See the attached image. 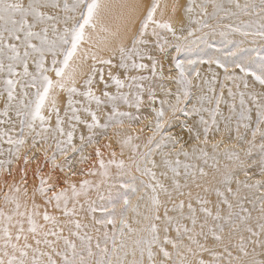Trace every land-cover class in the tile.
<instances>
[{
  "label": "snow or ice",
  "instance_id": "6c2138e0",
  "mask_svg": "<svg viewBox=\"0 0 264 264\" xmlns=\"http://www.w3.org/2000/svg\"><path fill=\"white\" fill-rule=\"evenodd\" d=\"M5 175L0 264H264V0H0Z\"/></svg>",
  "mask_w": 264,
  "mask_h": 264
},
{
  "label": "bare ground",
  "instance_id": "6f19581e",
  "mask_svg": "<svg viewBox=\"0 0 264 264\" xmlns=\"http://www.w3.org/2000/svg\"><path fill=\"white\" fill-rule=\"evenodd\" d=\"M164 1H166V0H164ZM106 2L111 3L113 5H120V4H123V3H131L132 0H106ZM166 4H170V3L167 2ZM161 5H163V4H161ZM116 11H119V9H116Z\"/></svg>",
  "mask_w": 264,
  "mask_h": 264
},
{
  "label": "rangeland",
  "instance_id": "374dc122",
  "mask_svg": "<svg viewBox=\"0 0 264 264\" xmlns=\"http://www.w3.org/2000/svg\"><path fill=\"white\" fill-rule=\"evenodd\" d=\"M164 0H160V2H161V4H163L164 5V3L166 4L167 2H169L170 4H171V2H172V0H166V1H164ZM162 5V6H163ZM214 39H216L217 41H219V37L217 36V37H215ZM173 131L174 132H178L179 131V129H173ZM4 179H8L9 181H11V178L10 177H7L6 175L4 176V177H0V183H2V181L4 180Z\"/></svg>",
  "mask_w": 264,
  "mask_h": 264
}]
</instances>
